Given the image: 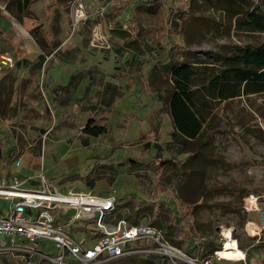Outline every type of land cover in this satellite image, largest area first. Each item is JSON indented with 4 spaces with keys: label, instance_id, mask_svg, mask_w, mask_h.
I'll list each match as a JSON object with an SVG mask.
<instances>
[{
    "label": "rangeland",
    "instance_id": "rangeland-1",
    "mask_svg": "<svg viewBox=\"0 0 264 264\" xmlns=\"http://www.w3.org/2000/svg\"><path fill=\"white\" fill-rule=\"evenodd\" d=\"M51 1L34 0L24 12L17 11L16 2L6 5L7 0L0 1V41L10 34L34 38L43 52L30 61L17 62L14 57L13 67L0 64V71L17 65L40 71V90L32 88L29 98H22L20 89L13 90L7 77L0 81V184H10L18 176L29 189H42L46 181L63 192L111 193L120 200L116 212L123 214L129 212L125 206L129 201L166 204L177 212L176 223L182 227L183 237L190 236L193 223L188 216L178 221L188 212L180 197L185 191L191 200L200 199L196 217L213 226L222 245L220 230L231 227L246 254L243 260L219 259L216 253L207 259L202 255L201 263L264 264V232L255 235L253 229L259 214L246 208L253 196L264 203V91L221 99L213 85V78L229 68L227 57L244 45L264 42V32L238 22L245 16L244 10L264 12V0H163L157 8L139 7L141 0L127 5L102 0L99 6L96 0H81L87 16L79 23L73 20L74 0L61 11ZM17 15L29 18L30 25H23V18L12 20ZM180 27L183 35L175 33ZM58 36L68 41L62 47H58ZM165 38H170L168 44ZM169 44L176 55L182 46L191 49L188 60L200 68L197 86L206 108L204 148L211 157L223 158L221 162L197 157L192 165L194 176L182 190L177 186L182 180L178 169L189 154L182 151L183 142L174 134L159 90L166 84L162 65ZM54 49L56 56L44 62L45 54ZM11 51L0 45V60L2 53ZM96 66L101 72L95 71L90 77L102 85L103 94L90 77L77 71ZM71 74L77 75L75 86L66 87ZM105 83L120 90L111 106L107 101L112 91L116 92ZM91 116L107 124L108 131L97 137L87 135L82 126ZM14 154L7 163L5 158ZM131 160L151 165H136ZM161 160L168 163L161 164ZM92 175L95 180L87 183ZM212 185L226 190L202 198L205 188ZM8 203L1 199L0 210ZM138 212L139 222L151 223L149 209ZM117 217L114 213L109 219ZM88 223L87 219L78 220L66 230L80 240L82 232L75 226L85 224L93 229ZM200 237L198 241L204 242ZM136 257L142 259L134 261ZM118 264L171 262L137 255Z\"/></svg>",
    "mask_w": 264,
    "mask_h": 264
},
{
    "label": "built area",
    "instance_id": "built-area-1",
    "mask_svg": "<svg viewBox=\"0 0 264 264\" xmlns=\"http://www.w3.org/2000/svg\"><path fill=\"white\" fill-rule=\"evenodd\" d=\"M72 5L76 6L74 23H79L87 16L86 6L81 0H74ZM0 64L13 67L14 56L2 53ZM20 163L19 159L17 164ZM24 183L15 176L12 183L0 184V200H9L7 208L0 210V254L22 258L39 255L51 264H102L137 255L165 258L171 264H203L201 257H193L170 241L162 227L150 222L134 223L128 219L127 213L116 212L118 198L115 194L101 195L74 189L63 192L56 186L50 187L46 181L42 189L36 190L26 188ZM246 208L258 212L259 221L253 222V229L255 235H261L264 232V203L253 196ZM69 209L73 210L70 219L62 220L59 213L61 215ZM114 213L118 216L121 213V216L109 219ZM84 219L94 228L90 230L84 224L82 230L75 226L78 231L86 232L78 240L66 227ZM220 234L223 248L229 240L240 248L231 227L222 228ZM43 242L51 243L50 251L36 249V245ZM215 253L219 259L223 258L219 249Z\"/></svg>",
    "mask_w": 264,
    "mask_h": 264
},
{
    "label": "trees",
    "instance_id": "trees-1",
    "mask_svg": "<svg viewBox=\"0 0 264 264\" xmlns=\"http://www.w3.org/2000/svg\"><path fill=\"white\" fill-rule=\"evenodd\" d=\"M163 0H141L139 7L146 6L148 8L155 6L157 8ZM166 1V0H164ZM16 2L19 5V11H23L28 8L32 0H9L8 5ZM245 16L238 19L241 25L252 26L259 31L264 32V12L259 11L257 8L250 10H244ZM241 13V14H243ZM240 15V14H239ZM175 33L183 35L182 28L174 29ZM166 42H170V38H165ZM1 49L6 51V48H10V45L5 39L0 41ZM179 53L172 50L171 44L167 49V55L165 62L162 65L165 85L160 87V98L162 99L165 109L169 112L173 125L174 134L178 135L183 142V152L188 153L189 157L181 164L180 174L182 175V182H178L177 186L182 190L183 186L186 187L192 180L193 175V162L197 157H203L210 161H221L223 158L217 156L211 157L206 154L204 148L207 143L204 140V123L206 120V108L202 100V92L197 86V80L199 75V66L188 60L191 49L186 45L180 47ZM229 68H226L222 74L213 78V85H215V94L221 99L234 98L244 93L260 92L264 91V42L259 45L247 44L241 47L240 51L226 58ZM233 77L234 80L231 78ZM76 74H73L70 82L66 87L75 86ZM106 84V83H105ZM108 89L115 90V94L112 91V98L107 101L110 106L113 104L115 97L120 94L119 87L117 85L112 86L110 83L106 84ZM36 91L40 90L39 84L35 88ZM83 131L89 136H100L108 131L107 124L98 121L95 117H89L83 124ZM16 154L5 158V161L9 163L14 159ZM136 165H151L141 162L139 160H131ZM168 163V160H161V164ZM154 165V164H153ZM177 167V166H176ZM115 171L116 168H115ZM95 180V176H89L86 180L87 183H92ZM226 189L219 185H212L202 192V198L205 195L213 196L215 194L223 193ZM185 192V191H184ZM180 193L182 204L186 206L188 212L178 219L181 221L188 217L192 218V228L190 236L182 235V227L176 223L177 216L174 210L166 204L156 203L138 205L132 203V201L126 202L128 211L127 217L134 223H139L138 210L149 209L151 211V223L165 229L167 236L179 247L187 251L193 257H201L204 255L207 259L211 254H214L216 250L222 247L221 241H219L218 233L214 230L213 226L209 222H205L196 217L197 207L200 205L198 200H191L189 194ZM120 202V200H118ZM135 209L133 211L132 209ZM121 213H119V216ZM135 218V221H134ZM82 228V227H80ZM198 236H201L204 242L198 241ZM190 237V238H189ZM187 238V240H186ZM192 238H196L194 241ZM194 241V242H193ZM123 258L110 260L102 264H118ZM142 258H135L134 261ZM148 260V259H146ZM153 262V260H149ZM166 261V259H165ZM24 264L23 261H19L18 258L7 257L6 255H0V264ZM37 264H51L48 260L41 258Z\"/></svg>",
    "mask_w": 264,
    "mask_h": 264
},
{
    "label": "crops",
    "instance_id": "crops-1",
    "mask_svg": "<svg viewBox=\"0 0 264 264\" xmlns=\"http://www.w3.org/2000/svg\"><path fill=\"white\" fill-rule=\"evenodd\" d=\"M1 2L3 0H0ZM34 0H32V2L29 4L28 8L30 7V5H32ZM69 0H52L50 3L51 4H55V9L61 11L62 9L66 8V3H68ZM86 3H89L88 0H86ZM137 1V0H124V5L127 4H132V2ZM140 0H138L139 2ZM9 0H7L6 5H8ZM102 0H96L95 5L99 6L100 4H102ZM10 5V4H9ZM110 7H115V6H111V4H108ZM51 7V5L49 6ZM27 8V9H28ZM50 9V8H49ZM113 9V8H112ZM110 9V11L112 10ZM26 10V9H25ZM23 10V12L25 11ZM17 11H19V5L17 4ZM24 14V13H23ZM23 19L15 16V17H11L12 20H21V23L25 26H29L30 25V19L29 18H24V15H22ZM69 16L72 17L71 14H69ZM59 23V27H61L60 22ZM7 38H1V39H5L7 41V43L10 45L11 48V54L15 57V59L17 60V62L21 59H27V60H33L36 57L40 56L41 54H43L42 51H40V47L37 44V41L34 38H14L15 35L13 34V36L10 37L6 35ZM55 38L49 39L50 40H54ZM68 42V41H67ZM66 39H61L60 36H58V40H57V44L58 47L59 46H63L66 43ZM56 44V45H57ZM57 49V48H56ZM56 52L57 50L54 49V51L45 54V61L50 60V58L55 57L56 56ZM90 58V57H89ZM77 71H83L86 74V77H90V75H94L95 71H99L101 72V69H99L98 66H96V69H92L91 68H84L83 69H79ZM76 72V71H75ZM73 74H71L72 76ZM7 77L8 79V84L13 88V90H15L16 92L18 91V89H20L19 93L20 95H22V98H29L32 88L37 87L38 84H40V71L35 68H31L28 65H22V66H16L15 68H9L6 69L5 71H0V81L2 80V78ZM91 78V77H90ZM104 81L106 82H110L109 79L105 78ZM91 83L98 85L101 88V93L103 94V87L102 85H100L99 83L95 82V80L93 78H91ZM40 86V85H39ZM17 94V93H16ZM102 97V95H101ZM101 98L99 100V105L101 104ZM92 117V116H91ZM24 180V179H21ZM73 213L72 209L67 210L66 212H61V215L59 213V217L62 218V220L64 221H68L70 219L71 214L69 215V213ZM252 212V211H249ZM80 227V226H79ZM82 229V228H79ZM83 230V229H82ZM86 230V229H84ZM80 231V230H79ZM82 235H85V231H81ZM36 249H40L42 251H50L51 249V243H41V244H37L36 245ZM0 255H6L7 257H14V258H18L19 261H23L24 264H29L32 262H35V264H37V262L42 258L39 255H33L29 258H22L21 256H12L9 254H0ZM20 264V263H19Z\"/></svg>",
    "mask_w": 264,
    "mask_h": 264
},
{
    "label": "bare ground",
    "instance_id": "bare-ground-1",
    "mask_svg": "<svg viewBox=\"0 0 264 264\" xmlns=\"http://www.w3.org/2000/svg\"><path fill=\"white\" fill-rule=\"evenodd\" d=\"M235 243L231 240L226 242V245L224 248L220 250V254L225 257V258H230V259H240L243 257H246V254L239 248L235 247ZM236 248V249H230V248Z\"/></svg>",
    "mask_w": 264,
    "mask_h": 264
}]
</instances>
